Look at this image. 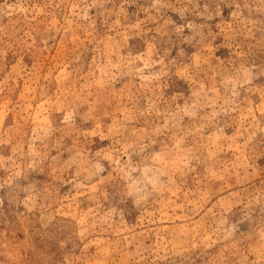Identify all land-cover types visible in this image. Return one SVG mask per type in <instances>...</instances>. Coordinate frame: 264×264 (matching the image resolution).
I'll return each mask as SVG.
<instances>
[{"label": "rangeland", "instance_id": "rangeland-1", "mask_svg": "<svg viewBox=\"0 0 264 264\" xmlns=\"http://www.w3.org/2000/svg\"><path fill=\"white\" fill-rule=\"evenodd\" d=\"M0 264H264V0H0Z\"/></svg>", "mask_w": 264, "mask_h": 264}]
</instances>
